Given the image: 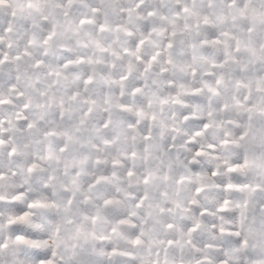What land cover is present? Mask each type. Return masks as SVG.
<instances>
[{"label": "snow or ice", "instance_id": "obj_1", "mask_svg": "<svg viewBox=\"0 0 264 264\" xmlns=\"http://www.w3.org/2000/svg\"><path fill=\"white\" fill-rule=\"evenodd\" d=\"M262 232L264 0H0V264H237Z\"/></svg>", "mask_w": 264, "mask_h": 264}, {"label": "clouds", "instance_id": "obj_2", "mask_svg": "<svg viewBox=\"0 0 264 264\" xmlns=\"http://www.w3.org/2000/svg\"><path fill=\"white\" fill-rule=\"evenodd\" d=\"M160 27L163 29L164 27H166V23L161 24ZM163 39V32H161L160 34H153L152 40H153V44L157 45L160 43V41ZM124 62H118V64H123ZM105 71L111 72L113 71L111 66H110V62L105 63V65H103ZM125 70L126 69H122ZM44 79V76L41 75V80ZM190 79V78H189ZM40 85H37V87H39ZM105 91H109V90H105ZM112 94H114L118 99H119V89H115V90H111ZM127 101L131 104H133V109H135V107L139 106V102L136 100L135 97L132 96H127L126 97ZM147 101H144V104L146 106ZM72 110L74 113H79L83 110V108L86 107V105H82L79 102H76L74 104L71 105ZM97 115H102V113H97ZM120 119H123L125 122V125L129 122H134L136 120V117L134 116V113H125L123 114V116L119 117ZM160 114L158 113V120L160 119ZM144 123H150L152 126V135L154 137V142L157 144V146L161 143V137H160V132L161 129L157 126L158 122H144ZM130 134H135V130H129ZM151 143V142H149ZM137 146H142L140 144V137H137ZM125 145L123 143L118 144L116 146L113 147L112 151L116 152V151H123L124 150ZM131 150V149H129ZM158 154V153H157ZM212 163L213 162H209L206 161L205 162V166H204V170L207 171L208 168L212 167ZM137 165L140 169H143V162L142 161H137ZM253 175H255V173H252ZM163 187V185H161V188ZM186 189L189 187L187 185V183L184 186ZM213 199H215V197L213 196ZM165 207H170V205L165 204ZM261 236L264 237V232L261 233ZM205 240L207 241L209 239V237L207 236V234H205ZM123 243V242H121ZM233 247H237L236 245H233ZM236 257H237V264H261V262H264V248H256V249H252L251 247L249 249H241L239 252L236 253Z\"/></svg>", "mask_w": 264, "mask_h": 264}]
</instances>
